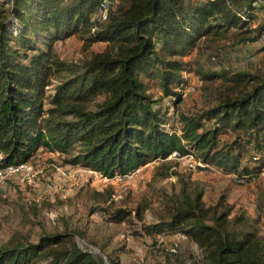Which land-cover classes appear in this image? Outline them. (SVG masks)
<instances>
[{
	"label": "trees",
	"instance_id": "16d2710c",
	"mask_svg": "<svg viewBox=\"0 0 264 264\" xmlns=\"http://www.w3.org/2000/svg\"><path fill=\"white\" fill-rule=\"evenodd\" d=\"M103 1L9 0V12L0 6V170L27 164L43 149L123 178L177 151L226 175L259 180L264 72L229 78L185 58L201 39L223 40L230 31L236 45L257 41L264 25L252 31L248 24L264 0H107L105 21L97 15ZM73 36L83 52L106 47L69 64L52 47ZM188 75L200 78L203 106L181 110ZM145 79L155 81L158 98ZM219 80L227 84L216 87ZM169 169L160 175L177 176L178 193L165 196L163 215L142 232L185 237L202 253L189 264H264L258 218L234 212L224 196L207 204L201 186ZM143 212H135L138 220ZM131 216L127 209L103 215L113 223ZM76 235L65 228L35 243L11 241L0 247V264H120L80 248Z\"/></svg>",
	"mask_w": 264,
	"mask_h": 264
},
{
	"label": "rangeland",
	"instance_id": "374dc122",
	"mask_svg": "<svg viewBox=\"0 0 264 264\" xmlns=\"http://www.w3.org/2000/svg\"><path fill=\"white\" fill-rule=\"evenodd\" d=\"M8 2L0 0V6L7 11ZM259 10L248 24L252 31L264 25V6ZM7 16L14 21L9 13ZM232 32L223 40L201 39L185 59L194 65L198 62L211 72H225L229 78L244 72H264V34L257 41L236 45ZM105 47L106 44L98 43L83 52V42L73 36L54 43L52 48L60 60L70 64ZM187 79L195 90L183 95L180 108H200L203 106L199 99L200 78L188 75ZM145 82L152 92L155 81L145 79ZM222 83L221 80L214 82L216 87ZM152 94L158 98L157 91ZM66 160V156L40 149L27 163L30 171L0 178V247L16 240L35 243L43 234L68 228L77 234L74 239L80 248L103 257L111 256L120 264H175L178 258L189 264L193 258L199 260L201 251L181 235L154 239L142 232L143 225L154 223L163 215L165 196L178 193L177 176L160 175L166 172V167L180 178L201 186L207 204H214L224 196L234 206V212H246L251 220L258 218L257 228L264 236V173L259 180H238L195 159L194 168L189 170L183 162L168 158L167 165L154 161L132 175V179H109L84 167L67 164ZM118 209L130 210L132 216L122 223L105 221L104 212ZM138 210H144L142 220L135 215Z\"/></svg>",
	"mask_w": 264,
	"mask_h": 264
},
{
	"label": "built area",
	"instance_id": "2783aa9c",
	"mask_svg": "<svg viewBox=\"0 0 264 264\" xmlns=\"http://www.w3.org/2000/svg\"><path fill=\"white\" fill-rule=\"evenodd\" d=\"M97 15L103 21H105L107 19V17H108L107 0L100 3L98 10H97ZM194 90H195L194 86L191 85V86H188L187 88H185L182 91V93H183V95H187V94L194 92ZM168 158L172 159V160H177V161L183 162V165L186 166L187 169H189V170H192L194 168V165H195L194 156H192V155L181 156L177 151L172 152ZM22 171H30V167H28L27 164H25V165L21 164L18 166H8V167L0 170V178L4 179V178L10 177V176H14L16 173L22 172ZM138 172H139V170H137L134 173H130L128 175H125L122 179H132L133 178L132 175L135 176ZM90 173H92V172H90ZM263 173H264V168L261 171V175H263ZM234 176L235 175H233V177ZM234 178H236L238 180L247 179L245 177L244 178H238L236 176Z\"/></svg>",
	"mask_w": 264,
	"mask_h": 264
}]
</instances>
